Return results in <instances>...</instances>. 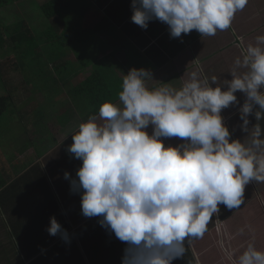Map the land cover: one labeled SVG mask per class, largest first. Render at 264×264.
Returning <instances> with one entry per match:
<instances>
[{
    "label": "clouds",
    "instance_id": "1",
    "mask_svg": "<svg viewBox=\"0 0 264 264\" xmlns=\"http://www.w3.org/2000/svg\"><path fill=\"white\" fill-rule=\"evenodd\" d=\"M248 3L132 0L131 21L146 30L150 21L159 20L172 38L193 30L212 37L229 29ZM241 68L245 71L237 72ZM230 74L227 90L195 74L179 90L151 89L146 84L151 73L132 68L124 76L120 104L103 103L98 115L71 135L67 151L82 165L70 190L81 194L84 217H100L98 223L126 243L122 264H173L185 254L186 242L203 238L220 205L240 208L245 187L264 182V128L254 125L246 144L231 139L221 116L237 102L239 91L247 97L240 109L244 131L254 106L259 107L256 120L264 119V35L242 49ZM172 137L184 143L165 147L161 138ZM47 231L69 239L55 217ZM234 264H264V251L250 241Z\"/></svg>",
    "mask_w": 264,
    "mask_h": 264
},
{
    "label": "crops",
    "instance_id": "2",
    "mask_svg": "<svg viewBox=\"0 0 264 264\" xmlns=\"http://www.w3.org/2000/svg\"><path fill=\"white\" fill-rule=\"evenodd\" d=\"M28 4L29 19L33 22L30 29L44 30L46 35L49 31L58 39L65 37L68 42L64 44L69 49L63 55L48 47L43 54L55 85L49 91L52 97L44 103L45 110L53 109V116L45 119L50 128L43 133L44 142L50 148L45 152L44 163L41 162L39 168L20 167L22 157L24 161L27 158L13 150L9 162L12 167L9 172L3 169L6 176L0 178V264H33L38 256L59 243L62 238L58 236L53 240L55 236L47 231L50 218L54 217L51 215L53 201L62 209L63 218H68L69 212L74 224L85 221L81 213V194L70 190L71 179H78L76 171L82 161L73 158L67 148L73 143L71 135L77 132L79 124L91 115H98L103 103L120 104L119 93L130 69L148 70L152 80H147L146 84L151 89L179 90L195 74L212 87L222 86V90H227L226 81L232 79L230 73L242 49L248 44L255 45L256 37L264 35V0H249L245 9L235 15L231 27L218 31L215 36H201L193 30L178 38H172L168 25L159 20L150 21L146 30L133 23L132 0H43L45 13L38 0H29ZM55 12H60L62 18L54 15ZM38 16L43 18L41 23ZM243 71L245 69H237V72ZM213 77L215 84H212ZM90 78L108 79L114 87L111 86L108 95L97 92L96 100L84 98L83 101L94 103L96 112L82 119L76 113V101L81 99L76 93L82 91L81 84ZM235 95L237 102L223 109L221 116L231 139L247 144L251 140V129L257 123L264 128V119L256 120L255 112L259 107L254 106L252 114L246 117L248 131H244L240 109L247 97L239 91ZM69 105L74 115L64 117L56 112L58 107L66 110ZM146 131L151 135L153 127L150 125ZM161 139L165 147L184 143L177 137ZM39 170L45 175V185L40 182ZM65 172L69 173V180L64 179ZM23 175L24 180L20 181ZM244 200L238 209L229 210L220 205L219 215L213 216L203 238L191 240L189 246L199 264H234L250 241H254L257 250L264 251V182H250L245 187ZM216 219L221 222L216 223ZM41 243L47 246L41 248ZM37 251V256L26 257L25 253L36 254ZM221 253L227 254L228 259ZM185 262L190 264L189 260Z\"/></svg>",
    "mask_w": 264,
    "mask_h": 264
},
{
    "label": "trees",
    "instance_id": "3",
    "mask_svg": "<svg viewBox=\"0 0 264 264\" xmlns=\"http://www.w3.org/2000/svg\"><path fill=\"white\" fill-rule=\"evenodd\" d=\"M13 7V0H0V50L5 52L6 56H9V58L5 57V60L0 62V125L6 119L16 118L18 112L22 111L21 118L31 119L32 127H36V132L43 133L38 128V122L30 117L32 112L28 108H35L36 96L27 89L30 86L27 75L29 72L33 75L37 71L45 72L47 63L43 59L45 50L48 47L54 48L55 51L64 55L69 49L66 45L68 41L63 36L62 38L59 36L58 39L49 31H47L49 34L46 35L44 30L30 29L29 24L26 23L27 20L23 16L14 15L16 11ZM41 9L44 13L47 11L45 6H42ZM8 10L11 11L5 14ZM54 15L62 18L60 12L59 14L55 12ZM65 34L67 35V33ZM44 41L47 44L41 46ZM15 67L17 69H14ZM111 86L114 87V84L111 85L108 79L90 78L81 84L82 91L76 93V95L81 99L91 100V98H94L96 100L97 92L108 95ZM25 89L29 92H25ZM37 114L41 116L40 113L37 112ZM65 117L67 116L65 115ZM11 129L10 126L9 131ZM2 135V127L0 126V136ZM39 174L40 179H42L41 184L45 185V175L43 172L41 174V170H39ZM24 177L23 175L19 180L23 181ZM41 210H43V207H41ZM61 213L62 209L57 205V202L53 201L51 215L67 231L68 241L65 242L61 239L58 244L50 247L46 253L38 256L33 264H122L124 250L127 245L117 239L114 233L98 223L100 217H93L88 221H86L87 217H84L85 221H76L74 224L71 220L72 215L69 212L68 218H63ZM69 224L74 226V229ZM58 236L60 235L53 237V240H57ZM23 240L26 241V245H30L27 239ZM38 242H40V239H38ZM45 246L47 245L41 243L39 247L44 248ZM25 254L30 259L35 255L37 256L39 251L36 254ZM187 260H189V257L185 252L183 257L174 260L173 264H188V262H185Z\"/></svg>",
    "mask_w": 264,
    "mask_h": 264
},
{
    "label": "rangeland",
    "instance_id": "4",
    "mask_svg": "<svg viewBox=\"0 0 264 264\" xmlns=\"http://www.w3.org/2000/svg\"><path fill=\"white\" fill-rule=\"evenodd\" d=\"M28 1L29 0H24V1L13 0V5H14L13 8L16 10V13L14 15L23 16L27 20L26 23L32 26L33 23L32 19H29L30 11H29ZM38 2L40 6L43 5V0H38ZM10 11L11 10L6 11L5 14H8ZM38 17H39L38 20H40L39 22L41 23L43 21V18H41V16ZM5 54H6L5 52L0 50V62L4 61L5 57L9 58V56H6ZM73 59L75 60L74 56ZM14 69L17 68L15 67ZM65 74L68 75L69 72H66ZM52 77H53L52 72L49 71V69H46V66H45V72L37 71L34 72V75L31 72H29L27 75V78L30 82V86H28L27 89L30 90L31 93H34V95L36 96L35 97L36 105H34L35 108H28L32 112L30 117L38 122V128L40 131H43V133L45 130L48 131V129L50 128V126L47 124L45 119L53 116V109L52 110L44 109V103L46 102V99L52 97L49 91L55 88V85H53V83L51 82ZM27 89H25V92H29ZM37 92H41V93H37ZM83 100L84 99L82 100L79 99L76 101L79 110V111L76 110V113L80 114V116H82L81 117L82 119H86L88 116H90L93 113L94 111L93 107L95 105L94 103H88ZM65 109L66 110L58 107V109H56V112H59L64 117L66 113L67 115L73 114L71 105H69L68 108L65 107ZM21 112L20 113L18 112V116L16 118L11 117V119L10 118L6 119L0 125L2 127V134H3L2 136H0V178H4L6 176V172H4L3 169H6L7 172H9L10 170L9 167H12L11 165L12 163L9 164V162L10 160H12L10 158L12 156L13 150L20 152L22 156L27 158L24 161L22 157L21 159L22 164L20 165V167L26 165V166L39 168L42 165L41 162L44 163L45 152L50 148V145H47V143L44 142V134L36 132V127L35 128L32 127L31 119L29 118L22 119L20 116L22 114ZM37 112L40 113L41 116H39ZM10 126L12 128L11 131H9ZM71 228L74 229V226L71 225ZM189 245L190 244L186 242V252L189 257V262L190 264H196L197 261L195 259V254ZM218 246L221 247V244L218 243ZM221 255L225 260L228 259L227 254L221 253Z\"/></svg>",
    "mask_w": 264,
    "mask_h": 264
}]
</instances>
